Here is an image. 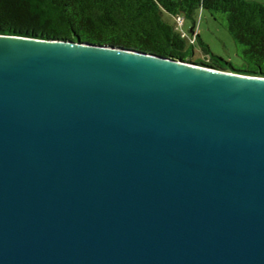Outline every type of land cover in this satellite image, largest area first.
<instances>
[{"label":"water","instance_id":"obj_1","mask_svg":"<svg viewBox=\"0 0 264 264\" xmlns=\"http://www.w3.org/2000/svg\"><path fill=\"white\" fill-rule=\"evenodd\" d=\"M0 264H264V77L0 34Z\"/></svg>","mask_w":264,"mask_h":264},{"label":"trees","instance_id":"obj_2","mask_svg":"<svg viewBox=\"0 0 264 264\" xmlns=\"http://www.w3.org/2000/svg\"><path fill=\"white\" fill-rule=\"evenodd\" d=\"M199 10L225 15L246 66L201 64L264 77V3L257 1L0 0V34L124 46L186 61L191 49L181 26ZM190 31L193 45L200 40L195 20Z\"/></svg>","mask_w":264,"mask_h":264},{"label":"rangeland","instance_id":"obj_3","mask_svg":"<svg viewBox=\"0 0 264 264\" xmlns=\"http://www.w3.org/2000/svg\"><path fill=\"white\" fill-rule=\"evenodd\" d=\"M264 3V0H248ZM165 19L171 21V16L164 15ZM196 23V31L200 35V40L193 42L188 35H192L190 29ZM185 36L186 44L191 49V54L187 58L192 63H206L208 65H218L228 68L232 64L236 70L245 68V62L241 55L240 46L230 34L224 14L213 16L210 11L199 10L195 13L194 19L191 16L185 17V23L181 26ZM220 59V60H219ZM231 70V68H228Z\"/></svg>","mask_w":264,"mask_h":264},{"label":"built area","instance_id":"obj_4","mask_svg":"<svg viewBox=\"0 0 264 264\" xmlns=\"http://www.w3.org/2000/svg\"><path fill=\"white\" fill-rule=\"evenodd\" d=\"M182 21H180V23H181Z\"/></svg>","mask_w":264,"mask_h":264}]
</instances>
